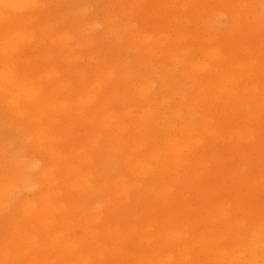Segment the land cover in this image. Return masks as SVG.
I'll return each instance as SVG.
<instances>
[{
    "label": "bare ground",
    "instance_id": "6f19581e",
    "mask_svg": "<svg viewBox=\"0 0 264 264\" xmlns=\"http://www.w3.org/2000/svg\"><path fill=\"white\" fill-rule=\"evenodd\" d=\"M194 1L118 0L122 8L129 10L123 12L116 24L107 21L110 34L124 39L121 50H136L140 46L145 49L132 60L115 57L108 62L101 60L102 49L93 50L91 64L102 68L97 82L89 83L82 71L50 64L33 78L35 84L30 80L33 74L27 71L21 74L27 76L25 80L20 81L17 74L9 73L10 55L6 54L7 64L0 71V82L15 91L1 89L0 93L5 94L7 110L28 125L35 141L29 148L32 161L18 156L14 163L9 162L7 173H12V183L20 179L18 187L0 186V213L9 212L12 204L8 201L15 206L5 220L8 231L1 240L18 243L16 247L0 248V264H95L90 252L73 259L76 252L86 249L85 240L74 234L73 227H80L75 217L88 214L95 227L107 221L108 231L115 224L140 219V198L134 192L141 191L149 180L156 191V198L149 204L164 209L159 214L154 212L150 220L156 224L164 220L170 226L173 221L190 216L196 208L214 206L216 212L222 213V188L235 191L240 198L238 192L242 188L264 186V0H259L258 6L254 5L255 0H214L221 9L206 1L200 7L204 27L196 32L188 27L189 20H179L189 13L199 14ZM25 2L0 0V6L24 11ZM179 3L183 14L169 23L158 20L152 28L153 35H157L154 38L158 39L147 32L148 26L143 29L145 32L136 29L132 13H141L148 7L168 11ZM225 4L231 9L227 6L223 14ZM225 16L229 18V27L222 30L221 20ZM25 18L21 23L28 21ZM19 23L13 19L8 24ZM164 30V35H160ZM54 40L66 48L81 45L72 46L71 37L62 31L54 34ZM85 45L89 47L92 42ZM169 64L173 68L164 72L162 82L160 76L157 75L158 79L142 68L165 69ZM105 67L113 71L108 74L103 71ZM143 78L144 85L140 81ZM192 78L195 87H190ZM107 80L111 83L107 84ZM130 88H134V93L129 97ZM20 93L24 102L20 101ZM129 98L133 106L127 109ZM87 116V139L78 151L74 146L71 152H79L75 164L92 152L91 160L85 163L90 171L81 177L82 184L75 182L79 186H70L72 173L80 177L82 169L70 171L69 158H64L68 152L50 144L56 140L52 130L62 123L71 128ZM135 122L138 125H133ZM133 126L139 133L145 131L151 136L133 138L139 146L134 143L130 147L125 133ZM222 142H228L229 147L214 151ZM5 143L6 140L2 147L8 149ZM56 158L67 163L68 169L59 168ZM159 162L162 166L157 165ZM178 168L184 170L183 174ZM136 175L143 177L137 179ZM65 177L70 179L65 181ZM38 184L40 190L32 199L15 201L18 192L34 190ZM175 186L198 190L199 196L175 199ZM75 190L82 194L80 201L72 193ZM247 197L245 201L264 212V197ZM86 205L100 209L96 210V206L93 214ZM178 231L170 228L162 234L181 236L183 232ZM124 246L128 250L127 244ZM91 248L88 251L93 252Z\"/></svg>",
    "mask_w": 264,
    "mask_h": 264
},
{
    "label": "rangeland",
    "instance_id": "374dc122",
    "mask_svg": "<svg viewBox=\"0 0 264 264\" xmlns=\"http://www.w3.org/2000/svg\"><path fill=\"white\" fill-rule=\"evenodd\" d=\"M26 1L28 3L25 2L24 7L26 9L24 8V11H20L19 9L17 11L7 10L3 6H0V71L6 63L5 56L8 54L10 55V60L6 64L8 65L9 73L17 74L16 77L20 81L25 80L27 76L21 74H26L27 71L33 74L30 80L35 84L36 81L33 78L36 79L44 66L50 64L52 66L59 65L64 70L68 68L71 71H82L85 74L83 75L84 78H87L89 83L97 82L101 79L99 76L102 73V68H98L99 65L97 66L95 63L91 64V52L95 50L97 52L102 49L100 52L102 55L101 60L104 59L108 62L115 57H118V60L119 58L132 60L134 56L140 55L145 49L144 46H140L136 50H121L120 46L124 42V39L110 34L107 21L111 25L116 24L123 12L129 10V7H126V9L122 8L118 0ZM206 1L212 4L214 8L221 9L220 6L216 5L214 0H195L193 3L194 9L198 10L200 15L189 13L179 19L180 21L189 20L188 27L191 31L196 32L204 27L202 21L204 15L201 14L200 7ZM254 5L258 6L259 0H255ZM227 6L228 9H231L229 5H222L223 14L226 13ZM48 13L49 16L47 15ZM183 13L184 8L179 3L174 9L168 11H158L154 7L145 8L141 13H132V19L138 25L136 27L138 30L144 31L143 29H146L148 26L147 32L154 38L157 35H153L155 31L152 28L158 20L169 23ZM22 14H25L24 17L28 21L21 23L22 18H24ZM13 19L20 22V25L9 26L8 23ZM228 24L229 18L225 16L221 20L222 30H226L229 27ZM9 27H14V29L10 31L8 30ZM51 27L53 28L52 30H50ZM61 31L71 37L70 43L72 46L74 43L75 45L77 43L81 45L79 47L76 45V47L71 46L72 48H66L65 45L56 43L54 34ZM164 33L165 30L160 35H164ZM13 41L16 44L11 43ZM88 41L92 42V45L89 47L85 45ZM162 42L165 41L162 40ZM157 67L142 66L143 70L156 74V78H158L157 75L160 76L161 82L164 72L167 73L170 71L168 69L173 68L171 64L167 65L165 69H157ZM103 71L109 74L113 70L105 67ZM116 74L115 76L117 77ZM194 80L192 78L190 87H195ZM140 81L142 85L145 84L144 78ZM110 83L111 80H107V84ZM1 89H6L8 92L15 91L7 87L3 82H0ZM133 93L134 88H130L129 97ZM20 94V101L24 102V95ZM169 99L170 96L166 95V100ZM132 101L131 98L127 100L125 104L127 109L132 105ZM7 105L5 94L0 93V186L18 187L16 185L19 182L21 183L20 179L17 183H12L14 181V178L11 176L12 173H7L9 162L14 163L18 156L21 159H26L28 162L32 161L29 148L31 142L35 141V138L30 134L29 129H27L28 125L20 123L18 115L7 110ZM88 116L83 122L80 124L76 122L71 128H67L66 123H62V125L52 130L55 133L56 140L50 144L61 146L62 148L60 149L68 152V156H64V158H69L70 171L82 169L80 177L72 173L71 177L73 181L70 186H79L75 182L82 184L81 177L86 175L87 170L90 171L88 169L89 166L86 167L85 163L91 160L92 152L86 153L83 157L84 160H78L79 163L77 164L75 162L79 152H71V148L74 146L78 151L79 145H82L87 139L85 134L90 127ZM133 118L137 117L134 116ZM136 124L138 125V122H135L133 125ZM186 133L187 131L184 136ZM125 134L126 143L130 147L134 143L139 146L138 142L132 141L133 138L139 140V137H142V135H145V137L151 136V134L145 131L142 134L139 133L134 126L128 129V132ZM5 140L6 146L9 147L8 149L2 147V142ZM218 145V148L214 149V151H218L219 149L225 150L229 147L228 142H222ZM56 161L61 165L59 168L68 169L66 167L67 163L61 162L58 158H56ZM146 163L149 164L151 162ZM157 165L162 166L160 162ZM207 168L212 169V166L207 165ZM177 170L183 174L184 170L182 168H178ZM5 177L8 179L4 180ZM135 177L141 179L143 175H136ZM151 177L149 176L150 179ZM69 179L65 177V181ZM150 181H146L147 183L141 187V191L135 190L134 192V195L140 198V203L137 205L138 212L141 213L140 219H130L127 223L115 224L108 231L106 229L108 225L107 221L95 227L90 223L91 218L88 214L83 216L84 218L75 217L74 220L77 226L80 227H73L74 234L85 240L84 248L86 249L81 253L76 252L73 258L74 261H76L79 255L86 256V253L90 252L89 254H93L90 259L95 264L96 262L103 264H264V212L257 210L250 202L245 201L246 196L251 200L254 196L264 197V186H254L255 188L251 190L248 187H244L238 192L240 198H238L235 191L227 192L222 188V213L216 212L214 206L204 210L196 208V211L190 216L173 221V225L170 226L164 220L159 221L157 224L155 220H150V216L154 212L159 214L164 210L163 206L157 208L149 204L156 198L155 187L150 186ZM30 185H33V183ZM34 186V190L23 189L18 192V197L15 198V201L17 199H32L35 196L34 194L40 190L41 184ZM181 187H174L173 198L177 199L180 196H185L189 199H194L199 196L198 190L186 189L184 186ZM72 193H74L76 200L78 198L77 201H80L79 196L82 194L76 190ZM8 203L12 204L10 205L9 212L0 213V248L4 247V245L16 247L18 244L16 240L13 241V244L10 241L4 242L1 240L8 231L6 230L7 225H5V220L10 214L12 215L15 209L11 201H8ZM87 206L93 214H96L95 209L97 205ZM98 209L100 208L98 207L96 210ZM84 228L85 232L82 233ZM170 228L178 229L183 233L178 231L181 236H176L172 233L162 234V232L168 231ZM183 234H187V236ZM125 244H127L128 250H125L126 246L123 247ZM89 246L92 247L93 252L88 251Z\"/></svg>",
    "mask_w": 264,
    "mask_h": 264
}]
</instances>
